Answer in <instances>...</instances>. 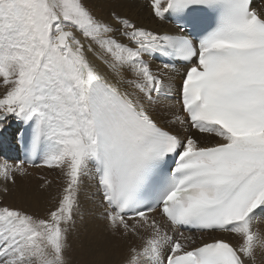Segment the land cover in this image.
<instances>
[{
	"label": "snow or ice",
	"instance_id": "obj_1",
	"mask_svg": "<svg viewBox=\"0 0 264 264\" xmlns=\"http://www.w3.org/2000/svg\"><path fill=\"white\" fill-rule=\"evenodd\" d=\"M149 4L176 34L102 19L87 0H0V135L21 121L31 153L0 160V192L41 152L62 178L43 217L0 198V264H70L86 180L106 221L99 254L126 245L119 264H264V9ZM157 55L168 59L154 70ZM177 91L180 110L162 121Z\"/></svg>",
	"mask_w": 264,
	"mask_h": 264
},
{
	"label": "bare ground",
	"instance_id": "obj_2",
	"mask_svg": "<svg viewBox=\"0 0 264 264\" xmlns=\"http://www.w3.org/2000/svg\"><path fill=\"white\" fill-rule=\"evenodd\" d=\"M96 10L97 16L105 20L111 19L112 13H117L122 17H126L136 22L138 25L145 26L149 29L155 30L161 34H176L178 31L172 27L169 19L159 20L151 12L149 0H87ZM253 7L257 9H264V0H253ZM159 55L150 58L153 69H157L162 65V59ZM184 65H178L177 69L182 74L185 70ZM182 80V75H177L175 84L178 86ZM2 91V89H0ZM179 93L172 99L164 101L160 109V119L165 121L172 111L180 110ZM10 119V118H9ZM24 124L16 119H11L7 124V131L0 135V160H3V155L6 154L10 163H18L20 159V153L18 152V132L23 129ZM179 129V126H177ZM15 133V136L13 135ZM12 136V137H11ZM8 138H11L9 140ZM43 153H40V157L36 164L42 165ZM40 166V167H41ZM28 173L25 176H18L16 184H9V193L5 194L0 192V198L3 202L28 211L29 213L37 216H46L49 209H52L59 197L62 188V178L59 171L56 169H49L46 166L29 167ZM50 181L51 183H46ZM30 184L28 186H23ZM0 184V188H2ZM101 196L97 191V187L93 181L86 180L84 188L80 195V214L77 216V226L71 235V239L85 240L86 246L82 250L84 256L89 254H97V260L94 264H102L103 261H116L119 264L124 259L126 253V245L122 246L119 254L117 255H100L99 248L101 244L108 238L107 234L100 229L106 228V221L101 218L103 209L100 207ZM158 219H162L159 213H156ZM260 223L257 225L264 230V216L258 217ZM186 235H200L199 233H185ZM205 239L210 238L209 234H203ZM212 235H224L227 239H233L228 234H212ZM75 250H80L78 247ZM73 252V251H72ZM70 264H75L69 257Z\"/></svg>",
	"mask_w": 264,
	"mask_h": 264
},
{
	"label": "rangeland",
	"instance_id": "obj_3",
	"mask_svg": "<svg viewBox=\"0 0 264 264\" xmlns=\"http://www.w3.org/2000/svg\"><path fill=\"white\" fill-rule=\"evenodd\" d=\"M87 2L89 3V6L92 8L94 13L96 14V10L94 8V5H92L89 1H87ZM11 119L12 118H10L9 120H11ZM8 139L11 140V138H8ZM17 180H18V178H17ZM28 185H30V184H25L23 186H28ZM99 227L101 230H103L107 234L106 228L101 227V225H99ZM70 244L72 246V249H71V253H70L69 257H71L72 261L76 260L75 264H94L96 262L97 254H89L87 257L83 255L82 250L86 246L85 240H83V239L82 240H78V239L72 240L70 237ZM76 247H78L80 250H75Z\"/></svg>",
	"mask_w": 264,
	"mask_h": 264
}]
</instances>
